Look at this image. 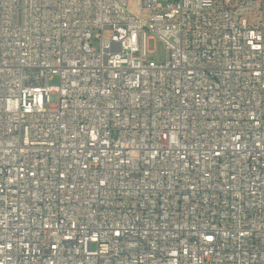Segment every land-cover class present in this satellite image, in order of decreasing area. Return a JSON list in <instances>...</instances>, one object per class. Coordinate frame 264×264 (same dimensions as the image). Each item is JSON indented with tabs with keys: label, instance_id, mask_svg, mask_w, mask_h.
Segmentation results:
<instances>
[{
	"label": "built area",
	"instance_id": "obj_1",
	"mask_svg": "<svg viewBox=\"0 0 264 264\" xmlns=\"http://www.w3.org/2000/svg\"><path fill=\"white\" fill-rule=\"evenodd\" d=\"M0 264H264V0H0Z\"/></svg>",
	"mask_w": 264,
	"mask_h": 264
},
{
	"label": "rangeland",
	"instance_id": "obj_2",
	"mask_svg": "<svg viewBox=\"0 0 264 264\" xmlns=\"http://www.w3.org/2000/svg\"><path fill=\"white\" fill-rule=\"evenodd\" d=\"M111 35L112 31L110 29L104 31V36L106 38H110ZM148 48L151 51L148 55L149 61L161 62L165 59V45L158 38H150L148 40ZM50 82L53 84L58 83V77H53Z\"/></svg>",
	"mask_w": 264,
	"mask_h": 264
}]
</instances>
